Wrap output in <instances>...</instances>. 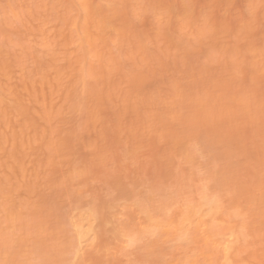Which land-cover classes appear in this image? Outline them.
Wrapping results in <instances>:
<instances>
[{
    "label": "rangeland",
    "instance_id": "obj_1",
    "mask_svg": "<svg viewBox=\"0 0 264 264\" xmlns=\"http://www.w3.org/2000/svg\"><path fill=\"white\" fill-rule=\"evenodd\" d=\"M0 264H264V0H0Z\"/></svg>",
    "mask_w": 264,
    "mask_h": 264
}]
</instances>
